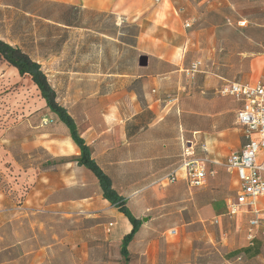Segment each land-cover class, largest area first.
Instances as JSON below:
<instances>
[{"label": "crops", "instance_id": "obj_1", "mask_svg": "<svg viewBox=\"0 0 264 264\" xmlns=\"http://www.w3.org/2000/svg\"><path fill=\"white\" fill-rule=\"evenodd\" d=\"M37 1L118 14L127 21L142 22L137 43L147 64L140 67L141 72L137 74L145 78V87L149 90L145 93L147 107L137 112L136 118L129 116L120 120L119 117L123 125L117 123L111 128H107L104 114H99V110L90 111L84 104L76 107L80 115L73 119L81 138L91 149L92 158L109 176L117 194L125 199L132 217L139 220L137 233L128 246L141 242L152 244L153 230L158 227L164 230L167 239L176 238L178 222L168 217L174 210L183 217L181 239L190 236L187 232L210 217L216 203L214 199L202 205L199 195L206 182L203 186L190 187L183 171L178 173L176 182L166 180L167 174L176 170L181 162L182 143H187L195 159L223 163L231 153L240 152L245 142L236 120L240 105L219 94L222 86L235 82L218 71L220 64L214 57L215 37L220 26L206 19V13L222 17L228 1L161 0L159 4L153 0ZM186 22L190 24L188 29L184 27ZM227 24H230L228 20ZM198 51L206 56L185 63V54ZM195 61H201L202 68L190 76L187 70ZM258 66L256 72L263 76L249 83L264 79V55ZM225 100L236 104L228 113L224 110ZM142 119L147 122L145 126H136ZM67 140L60 147L62 154L57 153L56 147L51 150L53 157L78 156V147L70 138ZM260 158L261 154L257 156L258 160ZM206 168L214 170L213 176H220L225 183L233 181L236 188L235 196L225 201V212L216 214L210 223L218 224L222 217L236 221L246 219V246L224 253L225 260L239 264L236 260H241V255L251 261L261 259L264 249L261 253L256 250L260 245V251L264 245V235H261L264 223L252 241L248 240L247 229L254 211L264 210V197L256 198L252 207L242 206L237 215L229 218L227 207L239 191L236 176L215 164L207 163ZM208 183L213 185L210 179ZM34 188V208L46 206L49 215H37L34 211V236L1 248L0 264H106L108 258H95L92 248L100 250L108 244L120 247L122 238L132 228L127 217L102 197L94 174L74 160L47 169ZM204 192L210 196L208 186ZM26 215L29 214L20 213L17 217ZM5 216L4 210H0V219ZM44 238L47 241L40 244ZM181 255L175 252L171 256L175 261L172 264H203L191 263L187 255ZM120 256L124 264L129 262V256L127 261Z\"/></svg>", "mask_w": 264, "mask_h": 264}, {"label": "rangeland", "instance_id": "obj_2", "mask_svg": "<svg viewBox=\"0 0 264 264\" xmlns=\"http://www.w3.org/2000/svg\"><path fill=\"white\" fill-rule=\"evenodd\" d=\"M227 1L229 6L222 17L205 12L208 23L220 26L214 54L220 64L218 71L237 83L253 82L263 76L256 68L264 55V0ZM141 23L127 21L118 14L95 13L54 2L0 0V39L40 63L57 93L58 103L72 117L80 115L76 107L84 104L90 111L99 110V114L106 116L107 128L120 123L123 117L136 118L137 112L147 107L145 78L137 74L144 62L140 60L146 59L137 43ZM205 56L198 51L183 58L188 63ZM232 106L236 104L226 101L224 110L228 113ZM146 123L142 119L136 126ZM68 138L67 128L45 107L30 78L20 77L0 58V173L6 183L0 188V210L6 215L0 219V249L34 236V211L37 215H49L46 206L34 208L32 192L47 169L70 160L53 157L51 153L56 147L57 153L62 154L60 147ZM209 179L213 185H209ZM207 186L211 191L209 197L202 193ZM235 189L233 181L225 183L218 175L208 178L199 199L202 205L215 199L211 216L190 229V236L181 239L183 217L177 210L169 212L168 217L178 222V236L167 239L164 230L156 228L152 244L128 246L127 264H172L171 256L177 251L179 256L187 255L191 263L233 264L234 260H225L224 253L246 246V219L222 217L218 224L210 222L216 214L225 212V201L235 196ZM20 213L29 215L17 217ZM45 241L42 239L40 244ZM263 246L259 251V245L256 252L261 253ZM92 249L95 258H108L106 264H124L119 247L113 244ZM241 256L236 263L264 264L263 255L252 261Z\"/></svg>", "mask_w": 264, "mask_h": 264}, {"label": "built area", "instance_id": "obj_3", "mask_svg": "<svg viewBox=\"0 0 264 264\" xmlns=\"http://www.w3.org/2000/svg\"><path fill=\"white\" fill-rule=\"evenodd\" d=\"M159 4L161 0H153ZM189 22L184 27H190ZM202 68L201 61H195L188 68V73L195 75ZM220 96L230 97L240 105L236 114L237 123L244 135V145L240 152L231 153L223 163L210 162L206 159L193 158V153L186 142L182 143L181 162L176 170L166 176L170 183L176 182L178 173L183 171L186 183L190 187L203 186L208 176H213L214 170L206 168L207 163L223 167L227 173L235 174L239 191L236 199L227 207L229 218L237 215L242 206H254L256 198L264 197V79L254 83H228L222 86ZM202 151L206 153L203 147ZM261 154L260 160L257 156ZM216 223V221H214ZM264 223V210L254 211V216L248 221V240L252 241L255 233ZM261 235H264L262 228ZM171 233H175L173 230Z\"/></svg>", "mask_w": 264, "mask_h": 264}, {"label": "trees", "instance_id": "obj_4", "mask_svg": "<svg viewBox=\"0 0 264 264\" xmlns=\"http://www.w3.org/2000/svg\"><path fill=\"white\" fill-rule=\"evenodd\" d=\"M0 58L4 63L6 62L9 66L13 67L20 77L27 76L30 78L37 92L40 93L45 107L67 128L69 138L79 149L78 156L69 158V161L74 160L78 165L91 171L97 179L102 197L129 220L132 228L130 232L122 238L119 247L120 254L123 256L124 260L127 261L129 256L127 247L137 233L139 220L136 217H132L125 199L117 194L111 184L109 176L99 168L92 158L90 147L85 144L84 140L81 138L77 124H75L72 115L69 114L66 108L58 103L57 93H55V90L50 85L48 77H46V74L43 72L40 63L34 61L24 50L6 41L4 42L2 39H0ZM5 185L6 183L3 180V175L0 173V188Z\"/></svg>", "mask_w": 264, "mask_h": 264}, {"label": "water", "instance_id": "obj_5", "mask_svg": "<svg viewBox=\"0 0 264 264\" xmlns=\"http://www.w3.org/2000/svg\"><path fill=\"white\" fill-rule=\"evenodd\" d=\"M142 60L144 61L143 63H142ZM140 61H141L140 63H142V64H140V66H146V64H147L146 59H141Z\"/></svg>", "mask_w": 264, "mask_h": 264}]
</instances>
